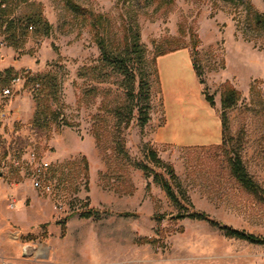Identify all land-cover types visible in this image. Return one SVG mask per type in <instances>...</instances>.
Returning a JSON list of instances; mask_svg holds the SVG:
<instances>
[{
  "label": "rangeland",
  "instance_id": "rangeland-1",
  "mask_svg": "<svg viewBox=\"0 0 264 264\" xmlns=\"http://www.w3.org/2000/svg\"><path fill=\"white\" fill-rule=\"evenodd\" d=\"M3 3L0 253L31 257L67 252L75 263L89 259L87 264L97 256L100 264H264V245L226 236L205 221L174 219L176 205L153 175L146 177L135 165L147 163L168 177L147 159L146 148L152 147L174 166L196 209L222 224L264 236V202L238 183L231 168L233 157L240 154L250 175L264 187V24L253 16L264 15V0ZM10 19L23 21L26 28V41L19 49L9 45ZM100 40L111 61L101 60ZM182 46L190 48L204 93L213 97L220 114L227 85L241 93L226 109L219 145L156 144L147 131L151 115L162 111L156 94V57ZM122 53L127 73H146L150 81V120L142 127L134 107L137 83L119 69ZM28 73L58 77L57 95L46 89L41 96L43 106L50 104L64 119L50 117L42 127L30 123L36 90L33 82L24 86ZM5 88H10L9 95L3 94ZM96 114L103 120L99 144L92 132ZM119 138L123 143L117 144ZM32 151L34 164L29 163ZM41 160L50 164L53 187L48 192L31 181ZM174 189L180 191L175 185ZM88 210L94 215L82 216ZM143 237L157 243L142 244ZM9 262L13 261L3 264Z\"/></svg>",
  "mask_w": 264,
  "mask_h": 264
},
{
  "label": "trees",
  "instance_id": "trees-1",
  "mask_svg": "<svg viewBox=\"0 0 264 264\" xmlns=\"http://www.w3.org/2000/svg\"><path fill=\"white\" fill-rule=\"evenodd\" d=\"M5 0H0V7L4 4ZM239 1H248V0H239ZM249 7V6H248ZM250 13H254L253 11L249 10ZM254 20L259 24L263 25L264 24V15L259 14V13H254ZM37 21H41V18L38 17ZM1 22V21H0ZM46 25L49 26L48 22L45 21ZM1 26V23H0ZM12 29L11 31V37L10 38L12 41L10 42L9 45L13 46L16 49H19L22 44L26 41V28L23 25V21H17L15 22L14 19H10L7 22V28L9 30ZM30 26L33 28L32 24ZM29 26V27H30ZM17 39V40H16ZM16 41V42H15ZM100 50H101V55H102V61L103 62H108L111 61V58L109 56V53L106 50V47L104 46V42L100 40L99 42ZM197 44L193 46V48H196ZM171 51V50H169ZM167 52V51H166ZM163 52V53H166ZM162 53V54H163ZM122 58L119 63V69L121 71H125L126 75L130 76L131 82L133 85L137 83V91L134 94L135 98V103L134 107L136 108L137 111V120L139 125L145 126L148 121L150 120V109H151V93H150V81L148 79V76L146 73H139V74H133L127 73L126 71V66L124 64V59L125 55L124 53L121 54ZM194 60V59H193ZM113 62L117 61L116 59L112 60ZM194 65L195 69L197 72V75L199 76V72L194 60ZM25 84L24 86L28 85L30 82H33L35 86V94H34V99L36 101V107L34 111V115L30 121V123L35 126V127H42L43 123L50 117L54 118H61L64 119L63 115L59 112V110H52L51 105L47 103V105L43 106V103L45 99L42 98V94L48 90L47 94L51 93L53 95H57L58 88L60 86V82L58 80V77L54 74L51 73H46V74H36V75H30L29 73L26 75L25 78ZM201 82V80H199ZM206 99L210 104H214L213 97L210 95H206ZM241 93L238 91L234 86L227 85L226 90L222 93V124L223 127L225 126V120H226V109L233 107L236 102L240 99ZM49 102V101H47ZM133 113L131 112V115ZM95 117L97 118L95 122L93 123L92 127V132L94 134L96 142L99 144L102 140V132L100 130V124H102V117L99 114H96ZM128 120V121H127ZM125 122V125L128 126L130 122V118H128ZM67 124L66 122H64ZM69 125V124H68ZM118 139V138H117ZM122 142V138H119ZM146 157L147 159H150L154 165H157L161 168L164 169V172H166V177L164 174H159L155 172L149 164L144 163V162H135L136 167L142 169L145 173L146 177H150L151 175L154 176V180L157 181L162 188L165 190L167 196L169 199L176 205L178 208V212L173 215V218L176 220H184V219H192V220H201L208 222L214 227H218L224 231V234L229 237H234L237 239H241L244 241H247L252 244H260L264 245V236H258L253 233H250L246 230L243 229H237L230 227L228 225L222 224L218 220L214 219L211 217L208 213L205 211H200L195 208L194 203L192 202L190 196L187 194V192L182 188L180 180L178 175L176 174L175 168L171 163L165 162L161 160L157 156L156 150H154L152 147H147L146 148ZM231 168L233 175L235 176L236 180L238 183L249 193H251L254 197H256L258 200L264 202V187L260 185L248 172L246 169L244 162L242 160V157L240 154H235V156L232 159L231 163ZM174 185L177 186L180 191L177 192L174 189ZM150 189V183H147V190ZM94 214L92 213V210H88L84 213H82V216L84 217H91ZM157 220H161L162 218L157 215L155 216ZM61 228H62V233H64L65 230V223L62 221L61 223ZM140 243L146 244H155L157 243V240L152 238V237H143L140 239Z\"/></svg>",
  "mask_w": 264,
  "mask_h": 264
},
{
  "label": "crops",
  "instance_id": "crops-1",
  "mask_svg": "<svg viewBox=\"0 0 264 264\" xmlns=\"http://www.w3.org/2000/svg\"><path fill=\"white\" fill-rule=\"evenodd\" d=\"M156 69V94L162 111L159 114L153 113L147 125L151 141L175 147H204L221 144L223 140L221 111L218 106L210 104L206 99L190 48L182 46L158 55ZM244 75L245 73L242 72L241 76L244 77ZM33 115L32 111L29 119H32ZM38 217L36 215L35 219ZM83 256L85 254H82ZM6 260L13 261L9 262L12 264H34V262L87 264L89 262L88 259L75 263L70 253L63 254L55 251L40 252L31 257H25L19 253L7 254L6 251L0 253V264ZM90 262L100 264L98 256Z\"/></svg>",
  "mask_w": 264,
  "mask_h": 264
},
{
  "label": "built area",
  "instance_id": "built-area-1",
  "mask_svg": "<svg viewBox=\"0 0 264 264\" xmlns=\"http://www.w3.org/2000/svg\"><path fill=\"white\" fill-rule=\"evenodd\" d=\"M30 28L32 27L30 26ZM10 93H11L10 88H5L3 90L4 95H9ZM29 163L31 164L36 163V154L34 153V151L30 153ZM49 169H50V164L45 160H41V162L35 164L31 178L32 184L35 188H42L46 192L52 190L53 184L49 180V175H48ZM2 174H3V169L0 164V176H2Z\"/></svg>",
  "mask_w": 264,
  "mask_h": 264
},
{
  "label": "bare ground",
  "instance_id": "bare-ground-1",
  "mask_svg": "<svg viewBox=\"0 0 264 264\" xmlns=\"http://www.w3.org/2000/svg\"><path fill=\"white\" fill-rule=\"evenodd\" d=\"M180 79H181V78H180ZM187 89H188V88H187ZM171 91H172V90H171ZM185 91H186V90H185ZM173 92H174V91H173ZM167 93H168V92H167ZM187 95H188V94H187ZM184 96H185V95H184ZM178 97H179V96H178ZM173 98H174V97H173ZM185 98H186V97H185ZM173 100H174V99H173ZM175 101H176V100H175ZM193 116H194V115H193ZM195 116H196V115H195ZM195 116H194V117H195Z\"/></svg>",
  "mask_w": 264,
  "mask_h": 264
}]
</instances>
